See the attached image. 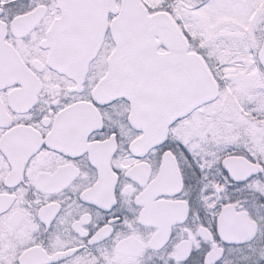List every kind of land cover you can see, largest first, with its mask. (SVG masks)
I'll return each instance as SVG.
<instances>
[{"label":"snow or ice","instance_id":"6c2138e0","mask_svg":"<svg viewBox=\"0 0 264 264\" xmlns=\"http://www.w3.org/2000/svg\"><path fill=\"white\" fill-rule=\"evenodd\" d=\"M0 264H264V0H0Z\"/></svg>","mask_w":264,"mask_h":264}]
</instances>
